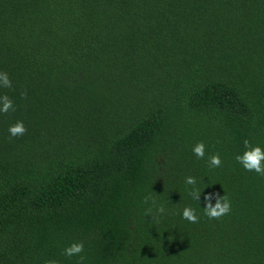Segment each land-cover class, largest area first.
Returning a JSON list of instances; mask_svg holds the SVG:
<instances>
[{"label": "trees", "instance_id": "1", "mask_svg": "<svg viewBox=\"0 0 264 264\" xmlns=\"http://www.w3.org/2000/svg\"><path fill=\"white\" fill-rule=\"evenodd\" d=\"M0 72V264H264V0H0Z\"/></svg>", "mask_w": 264, "mask_h": 264}, {"label": "clouds", "instance_id": "2", "mask_svg": "<svg viewBox=\"0 0 264 264\" xmlns=\"http://www.w3.org/2000/svg\"><path fill=\"white\" fill-rule=\"evenodd\" d=\"M0 87L11 88L12 82L6 72H0ZM24 95L23 93L21 94ZM9 110H15L13 106V101L7 96H0V113H7ZM9 134L12 137H18L25 134L27 131L24 126L23 121H17L15 124L9 126ZM245 151L242 154L236 155L235 159L239 162L243 168L247 171H254L255 173L264 176V149H262L258 145H252L247 139L243 141ZM194 154L203 159L205 155V145L204 143L198 142L193 147ZM221 159L219 154H214L209 157V165L210 167H220ZM186 185H192L193 188L190 191V195L199 201L201 191L195 187L196 179L192 176H188L185 178ZM150 197L145 198V203L148 202ZM215 199V203H212V200ZM204 213L209 219H220L222 216L227 215L231 211V203L226 195L219 196L215 193L206 194L204 196ZM152 203L155 204V200H152ZM152 209L149 208L146 211V215L151 214ZM156 212L159 214H163L165 212L164 207L161 205L156 208ZM182 218L188 220L191 223L198 222V217L196 212L191 207H185L182 211ZM84 251L83 242H74L70 244L63 250V254L72 257V256H80L81 262L84 257L81 255ZM45 264H59V261L56 259H48Z\"/></svg>", "mask_w": 264, "mask_h": 264}]
</instances>
